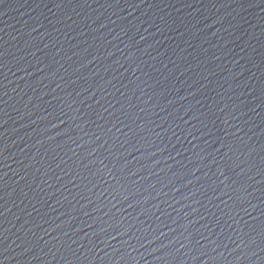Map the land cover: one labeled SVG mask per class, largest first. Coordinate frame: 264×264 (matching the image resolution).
Wrapping results in <instances>:
<instances>
[{
	"label": "water",
	"instance_id": "water-1",
	"mask_svg": "<svg viewBox=\"0 0 264 264\" xmlns=\"http://www.w3.org/2000/svg\"><path fill=\"white\" fill-rule=\"evenodd\" d=\"M0 264H264V0H0Z\"/></svg>",
	"mask_w": 264,
	"mask_h": 264
}]
</instances>
